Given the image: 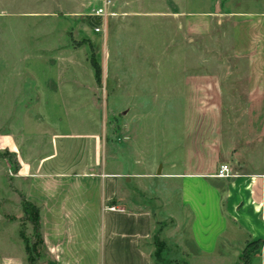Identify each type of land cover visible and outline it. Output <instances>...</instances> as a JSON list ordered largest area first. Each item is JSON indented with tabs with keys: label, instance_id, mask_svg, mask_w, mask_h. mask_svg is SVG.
<instances>
[{
	"label": "crops",
	"instance_id": "obj_1",
	"mask_svg": "<svg viewBox=\"0 0 264 264\" xmlns=\"http://www.w3.org/2000/svg\"><path fill=\"white\" fill-rule=\"evenodd\" d=\"M168 10L160 12L164 52L174 45L182 62L188 30L206 35L201 39L211 57L200 86H185L184 73H177L174 148L165 135L159 165L143 162V173L123 182L121 173L99 165L100 154L94 166L55 164L54 137L41 156L44 141L25 127L19 136L0 132V264H25L19 227L25 215L10 213L21 196L38 209L47 264H155L158 236L170 253L226 264H237L248 243L263 244L253 257L264 264V9L220 5L207 15L185 16L176 2L175 11ZM186 93L196 96L184 101ZM9 156L17 163L14 173ZM222 165L232 177H216ZM169 218L174 230L167 234Z\"/></svg>",
	"mask_w": 264,
	"mask_h": 264
},
{
	"label": "rangeland",
	"instance_id": "obj_2",
	"mask_svg": "<svg viewBox=\"0 0 264 264\" xmlns=\"http://www.w3.org/2000/svg\"><path fill=\"white\" fill-rule=\"evenodd\" d=\"M176 2L185 16L207 15L220 5L264 9V0H0V132L17 136L25 127L44 141L41 156L54 137L55 164L86 160L94 166L100 154L99 165L121 173L123 182L143 173V162L158 166L163 137L170 149L177 133V73H184L185 86H200L211 59L202 43L206 35L188 30L182 62L174 45L164 52L160 12H174ZM195 96L186 93L184 101ZM9 165L14 173L11 156ZM7 176L11 181L9 171ZM24 203L21 196L10 213L23 211ZM27 217L33 220L32 208ZM182 217L187 233L188 217ZM24 219L19 227L28 246L25 264H47L41 261L39 233ZM170 222L167 234L174 230ZM161 239L152 244L155 264H226L170 253ZM262 246L248 243L237 264H257L255 252Z\"/></svg>",
	"mask_w": 264,
	"mask_h": 264
},
{
	"label": "trees",
	"instance_id": "obj_3",
	"mask_svg": "<svg viewBox=\"0 0 264 264\" xmlns=\"http://www.w3.org/2000/svg\"><path fill=\"white\" fill-rule=\"evenodd\" d=\"M98 76V74H97ZM32 208L33 209V215H34V218L33 220H30L28 217H27V213H28V210ZM23 211H24V214H25V217H26V220L31 224V226L34 228V230H36L37 232H39V212H38V209L34 206H32L31 204L25 202L24 205H23ZM24 238V237H23ZM40 240V239H39ZM41 242V241H40ZM28 250V246H26V251Z\"/></svg>",
	"mask_w": 264,
	"mask_h": 264
},
{
	"label": "built area",
	"instance_id": "obj_4",
	"mask_svg": "<svg viewBox=\"0 0 264 264\" xmlns=\"http://www.w3.org/2000/svg\"><path fill=\"white\" fill-rule=\"evenodd\" d=\"M101 12H99L98 14H100ZM97 14V15H98ZM232 171H231V168L229 165H222L220 166L217 174H216V177L218 178H229V177H232ZM110 209H113V208H110Z\"/></svg>",
	"mask_w": 264,
	"mask_h": 264
}]
</instances>
